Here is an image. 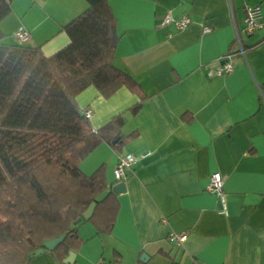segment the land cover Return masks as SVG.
<instances>
[{
    "label": "crops",
    "instance_id": "1",
    "mask_svg": "<svg viewBox=\"0 0 264 264\" xmlns=\"http://www.w3.org/2000/svg\"><path fill=\"white\" fill-rule=\"evenodd\" d=\"M119 36L114 65L131 75L146 99L120 88L104 98L94 86L77 102L90 108L93 129L124 113L122 133L135 138L121 151L101 143L80 163L86 175L102 167L113 191L118 158L133 153L110 233L84 219L69 264H264V0H110ZM259 4L262 27L246 33L245 8ZM85 0H13L0 29H24L23 44L50 56L69 43L63 27L83 13ZM188 15L185 30L163 21ZM210 28L209 32H205ZM6 34V33H5ZM233 71L216 60L237 49ZM189 119V120H188ZM220 172L226 211L205 187ZM185 233L177 243L170 233ZM30 264L57 262L50 252Z\"/></svg>",
    "mask_w": 264,
    "mask_h": 264
},
{
    "label": "trees",
    "instance_id": "2",
    "mask_svg": "<svg viewBox=\"0 0 264 264\" xmlns=\"http://www.w3.org/2000/svg\"><path fill=\"white\" fill-rule=\"evenodd\" d=\"M12 1L0 0V21ZM85 1L87 9L63 27L69 43L50 56L5 42L0 29V264H30L40 249L63 262L79 249L77 225L94 201L88 221L103 234L114 226L117 193L104 195L102 167L86 175L79 165L99 144L121 151L136 134L122 133L124 113L93 129L76 98L89 86L104 98L125 87L140 98L128 110L136 114L146 95L113 63L119 36L110 0Z\"/></svg>",
    "mask_w": 264,
    "mask_h": 264
},
{
    "label": "built area",
    "instance_id": "3",
    "mask_svg": "<svg viewBox=\"0 0 264 264\" xmlns=\"http://www.w3.org/2000/svg\"><path fill=\"white\" fill-rule=\"evenodd\" d=\"M246 17H245V31L248 34H252L256 30L262 27V10L259 4L250 5L245 8ZM191 23V18L188 15H181L178 17H173L172 15L167 14L164 18L163 25H173L177 30H185ZM210 28H206L205 32H209ZM13 36L20 42L23 43L29 38V34L26 30L20 29L13 33ZM245 50L239 41L238 47L233 52H227L223 54L219 59L216 60L218 64L217 72L218 74L224 75L233 71L234 63L233 59L236 56L244 55ZM83 113L86 117L90 118L92 115V110L86 108L83 110ZM138 158L133 153H124L119 156L117 164L114 169L115 184L123 182L126 177L127 171L135 166ZM205 189L210 192L217 194L222 202L223 210L226 211L225 200L223 196V178L220 172H214L208 179ZM169 239L177 243H182L186 239L185 233H170Z\"/></svg>",
    "mask_w": 264,
    "mask_h": 264
},
{
    "label": "water",
    "instance_id": "4",
    "mask_svg": "<svg viewBox=\"0 0 264 264\" xmlns=\"http://www.w3.org/2000/svg\"><path fill=\"white\" fill-rule=\"evenodd\" d=\"M112 189L116 193L123 192L124 191V184H123V182L114 185ZM95 205H96V202L95 201L90 204L89 208L87 209V211L83 215V218L84 219H88L91 216V214H92V212H93V210L95 208ZM63 238L64 237H59V238H56V239H52L50 241H47L45 243V247L47 249L51 250V249L55 248L57 245H59L62 242ZM40 251H43V249H40L37 252H40ZM74 255H75L74 252L71 251L69 253V255L64 259V262L65 263H68V264L71 263L73 261V259H74Z\"/></svg>",
    "mask_w": 264,
    "mask_h": 264
},
{
    "label": "rangeland",
    "instance_id": "5",
    "mask_svg": "<svg viewBox=\"0 0 264 264\" xmlns=\"http://www.w3.org/2000/svg\"><path fill=\"white\" fill-rule=\"evenodd\" d=\"M6 33V38H5V42L7 43H13V40H12V36L8 34V32H5Z\"/></svg>",
    "mask_w": 264,
    "mask_h": 264
}]
</instances>
